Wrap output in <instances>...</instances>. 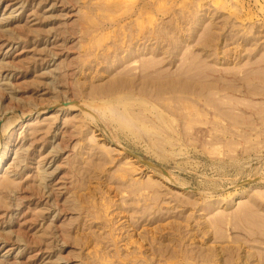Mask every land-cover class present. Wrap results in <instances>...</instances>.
Instances as JSON below:
<instances>
[{
  "label": "rangeland",
  "instance_id": "1",
  "mask_svg": "<svg viewBox=\"0 0 264 264\" xmlns=\"http://www.w3.org/2000/svg\"><path fill=\"white\" fill-rule=\"evenodd\" d=\"M117 1L0 0V264H264V0Z\"/></svg>",
  "mask_w": 264,
  "mask_h": 264
},
{
  "label": "water",
  "instance_id": "2",
  "mask_svg": "<svg viewBox=\"0 0 264 264\" xmlns=\"http://www.w3.org/2000/svg\"><path fill=\"white\" fill-rule=\"evenodd\" d=\"M149 165L155 167V165L153 163L147 162Z\"/></svg>",
  "mask_w": 264,
  "mask_h": 264
},
{
  "label": "bare ground",
  "instance_id": "3",
  "mask_svg": "<svg viewBox=\"0 0 264 264\" xmlns=\"http://www.w3.org/2000/svg\"><path fill=\"white\" fill-rule=\"evenodd\" d=\"M115 2H118L117 0H115ZM106 3V2H105ZM113 3V2H112ZM109 4V3H108ZM117 4V3H116Z\"/></svg>",
  "mask_w": 264,
  "mask_h": 264
}]
</instances>
